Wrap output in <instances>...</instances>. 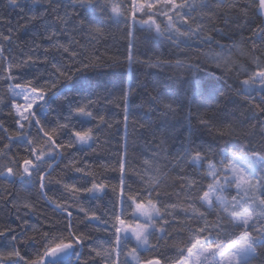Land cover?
Here are the masks:
<instances>
[{
  "label": "snow or ice",
  "instance_id": "1",
  "mask_svg": "<svg viewBox=\"0 0 264 264\" xmlns=\"http://www.w3.org/2000/svg\"><path fill=\"white\" fill-rule=\"evenodd\" d=\"M219 3L223 4L224 0ZM25 5H29L27 11ZM6 6L18 10L20 19L13 25L8 17L0 16V80L8 83L11 93L9 103L4 104L0 99V105L9 109L11 119V123L0 120V178L11 185L0 188V204L14 210L20 223L16 227L7 223L0 226V239L10 241V249L0 252V264H65L70 256H75L79 264L85 246L102 257L104 264H129V260L122 261L121 256L130 257L135 264H169L163 254L142 257L141 252L155 253L158 244H152L151 238L159 232L163 239L172 222L169 218L181 213L187 217L184 227L188 228L190 236L182 242V247L176 246L173 264H264V141L258 149L249 142L243 147L236 144L231 150L227 146L213 149L211 144L206 147L197 143L204 130L214 131L220 138L225 133L234 134L227 117L201 111L210 107L208 101L217 98L216 94L229 84L233 75L244 77L237 95L248 101L259 97V103H254L258 110L256 118L264 117V0L243 3L234 0L229 6L236 14L231 23L239 30L233 35H241L240 42L233 40L231 45L221 43L227 34L223 27L215 24V9L206 0H125V3L118 0H67V3L64 0H6ZM203 10H207V14L193 16ZM105 21L131 22L133 27L139 26L153 33L154 38L167 41L169 47L220 50V54L211 57L214 68L199 61L186 64L185 59H190V54L180 53L175 67L186 69L188 78L161 85L155 96H149V112L160 121L155 124L156 131L178 117L183 130L179 150L165 168L157 163L159 155L145 160L144 171L139 173L141 187L137 189L128 183L131 177L125 158L117 162V191L115 185L92 176L88 162L77 161L69 151L91 150L104 127L110 129L112 124L94 111L97 101L92 81L81 80L78 75L98 67V63L92 57H85L69 68L58 55L69 54L67 58L73 61L82 56L76 49L80 41L75 36L87 34L89 44L99 43ZM37 26L43 28L39 32L42 43L38 45L34 37L29 54L25 57L21 52V59L17 61L11 54L13 34L21 27L29 31ZM5 27L6 31L2 30ZM128 36H132L131 31ZM217 36L221 39H216ZM62 39L65 42H61ZM5 42L9 46L7 56ZM246 45L250 46L247 50ZM133 49L130 40L129 66L136 62ZM233 49L239 54L235 59ZM239 57H243L245 63L250 61L248 68L239 62ZM152 66H172V62ZM113 87L120 91L125 129L133 122L151 131L155 122L151 119L141 122L136 114L135 110L143 106L132 102L133 86L129 84L125 88L123 82L119 85L113 82ZM105 91H109L107 85ZM112 95L109 91V97ZM104 99L107 101L108 97ZM180 113L184 115L181 117ZM260 123L264 127V121ZM151 134L155 137L156 132ZM261 135L264 136V132ZM66 154L67 170L79 176L57 179L55 191L60 195L50 198L49 193L54 191L52 173L59 167L58 163L55 167L53 164L57 159L65 160ZM210 154L218 155L219 160L214 162ZM168 166L179 170L180 190H187L182 209L176 203L161 201L158 189ZM80 180L84 182L79 183ZM17 185L27 187L36 195L19 196L15 191ZM109 187L116 196L109 209L98 213L84 204L86 200L102 199ZM226 192L234 194L229 198ZM37 198L44 199L54 213L61 214L64 223L49 221L42 234L37 230L39 250L36 258L31 259L20 248L25 232L36 227L30 225L26 217L36 212L34 201ZM73 205H77L76 214H82L85 227L103 225L105 231L110 232L109 248H103L90 234L80 230L73 218ZM210 216L214 219H209ZM17 228L21 231L17 232ZM130 238L136 241V246L127 249ZM36 239L29 238V245H34Z\"/></svg>",
  "mask_w": 264,
  "mask_h": 264
},
{
  "label": "trees",
  "instance_id": "2",
  "mask_svg": "<svg viewBox=\"0 0 264 264\" xmlns=\"http://www.w3.org/2000/svg\"><path fill=\"white\" fill-rule=\"evenodd\" d=\"M67 3V0H64ZM119 3H125V0H118ZM213 9H215V15L213 20L217 27H223L227 36L221 39L217 36L216 39H221V43L231 45L235 40L237 43L241 40V35H233L238 32L237 26L232 24L231 21L236 19L235 12L229 10V6L233 4L234 0H224L223 4L219 3V0H206ZM241 3L245 0H240ZM219 5V6H218ZM29 5H25L27 11ZM69 12L71 10L69 9ZM207 14V10L197 11L193 13V16H200ZM0 16L8 17L12 24L15 25L17 20L20 19V13L18 10L14 11L6 6V0H0ZM227 22V26H225ZM24 22L21 21V25ZM241 23L243 21L241 20ZM210 27V26H209ZM2 30L6 31V27ZM43 28L37 26L31 28L29 31H25L22 27L17 30L13 35L15 37L14 43L11 46V54L17 61L21 59L20 53L23 52L26 57L29 54V47L33 43L35 37L36 43L39 45L42 43L39 36V32H42ZM132 32V36H128V32ZM214 34V33H213ZM247 35V33H243ZM71 35V33H69ZM231 36V39L227 37ZM75 39L80 41L76 45L78 53H83L75 61L69 60L67 57L69 54H59L58 58L62 59L69 68H72L73 64H79L80 59L85 57H92L93 61L98 63V67L89 69L86 72H82L79 75L81 80H91L94 85V91L96 93L94 100L96 105L95 112L100 115H104L107 120L112 124L109 129L104 127L103 132L99 135L98 143L93 146L91 150H86L84 153L76 152L75 149L69 150L76 157L77 161H87L90 169V174L97 179H104L105 183L109 185H115L117 191L119 190V168L118 160L125 158L126 169L128 176L131 177L128 183L131 184L133 189L141 187L139 173L144 171L143 165L145 160H149L153 155H159V166L163 169L167 161L171 160L175 153L179 150L181 143L182 125L177 122V119L170 120L168 125L156 131L155 124L160 123L157 116H153L149 112L148 99L149 96H155L159 86L165 84H173L174 81L184 80L188 78V72L186 69H178L175 67V60L180 53L187 52L190 54V59H185V63L199 61L202 65H208L209 67H215L211 57L213 55L220 54V50L215 47H201L199 49H188L181 47L179 49L175 47H169L167 41L154 38L153 33H149L146 30L140 29L139 26L133 27L131 22L125 24L105 21L103 37L99 43L89 44L90 37L87 34H77ZM132 41L134 45L135 61L129 66L127 61L128 45L129 41ZM61 42H65L63 39ZM3 47L6 49L5 56L8 55L9 46L5 42ZM250 46L246 45L245 49ZM264 51V48H262ZM173 53L177 55L174 56ZM233 58H237L239 54L236 49L232 50ZM224 54H227L225 52ZM259 55V53H257ZM182 58V57H181ZM172 62V66L155 67L161 62ZM239 62L244 63V67L248 68L250 61L245 63L243 57H239ZM254 65L251 68L254 69ZM43 71V69H41ZM74 71V69H73ZM30 78V74H29ZM244 79L243 76L237 78L235 75L229 80V84H225L221 91L216 94V99L208 101L210 105L207 109H201L202 112L207 111L209 114H218L221 117H227L228 126L234 128V134L225 135L220 138L214 131L204 130L202 138L197 143L205 144L207 147L209 144L216 149L217 146H227L231 150L236 144H240L242 147L247 146L251 142V146L254 148H260L262 146L261 141H264V136L261 135L264 132V127L261 126L260 121H264V117H260L259 120L258 110L254 107V103H259V97H256L254 101H248L242 95H237V90L240 88V80ZM235 81V83H233ZM113 82L119 85L123 82L125 88L131 84L134 88L132 92V102L135 105H142L143 107L137 108L136 114L141 118V122L149 119L155 123L153 129H141L139 124L130 122L125 129L122 122V102L120 99L119 88L113 87ZM107 85L109 91L113 93L109 97V91H105ZM10 90L8 83L0 80V99H3L4 104L9 103ZM87 95V93H85ZM255 95V93H254ZM108 97L106 101L104 98ZM117 105H120L118 107ZM222 110V111H221ZM184 113H180L182 117ZM0 120H4L6 123H11L9 116V109L0 105ZM84 126H87L85 123ZM155 131V137L151 134ZM247 137V139L245 138ZM155 141V142H154ZM19 147V146H17ZM163 149V151H158ZM16 151V147L13 148ZM213 161H218L219 156L210 154ZM59 164V167L55 168L52 173L53 192L49 193L51 198L53 195H60L55 191V181L60 177L79 176L74 172L67 170L66 165L68 163V157L61 161L57 159L54 162ZM162 183L158 189L163 203H176L179 208L185 207L184 200L187 194L181 192L180 174L178 169H174L168 166L166 174L161 177ZM135 181V182H133ZM79 183L84 181L80 180ZM11 185L5 184L0 178V188H9ZM17 194L21 197L28 195H36L35 192H30L27 187L17 185L15 188ZM234 192H226L225 195H233ZM116 199L115 194L112 192L111 187L108 189L107 195H103L102 199L98 200H86L84 204L92 207L98 213L104 212L109 209L112 202ZM36 212L30 214L28 217L30 225H35V229H29L25 232L24 239L22 240V247L20 248L22 253H26L31 259L36 258V253L39 250V236L37 230L42 234L44 228L49 226V221L55 222L59 225L64 223L63 216L61 214L54 213L52 207L45 202L44 199L37 198ZM77 205L72 206L73 218L76 221L80 230L90 234L93 241L101 245L103 248L110 247L109 236L110 232L105 231L104 226H97L96 224H88L87 227L82 223L83 217L76 214ZM0 226L7 223L13 227H16L19 221L16 220V213L10 208H4L0 204ZM24 215L23 212L20 213ZM47 217V220H45ZM172 222L167 227V235L160 239L161 233H156L155 237L151 238V243L158 244L157 251L155 253L141 252V256H150L156 254H163L168 258L169 264H173L176 256V246H183L184 241L190 236V232L187 227H184L187 222V217L182 213L169 218ZM209 219H214V216H210ZM43 226V227H42ZM194 226V225H192ZM21 229L17 228V232ZM36 237V243L32 246L29 245V238ZM136 246L134 239L129 240L127 249H131ZM10 249V241L0 239V252H6ZM126 249V250H127ZM123 261L128 257L121 256ZM129 260V259H128ZM65 264H77L75 256L66 258ZM79 264H104L102 257L96 256L89 247L85 246L82 249V259ZM129 264H134L129 260ZM258 264V262H256Z\"/></svg>",
  "mask_w": 264,
  "mask_h": 264
},
{
  "label": "rangeland",
  "instance_id": "3",
  "mask_svg": "<svg viewBox=\"0 0 264 264\" xmlns=\"http://www.w3.org/2000/svg\"><path fill=\"white\" fill-rule=\"evenodd\" d=\"M135 242H136V241H135ZM128 259H129V260H130L132 263H134V264H135V261H132L130 257H128Z\"/></svg>",
  "mask_w": 264,
  "mask_h": 264
}]
</instances>
